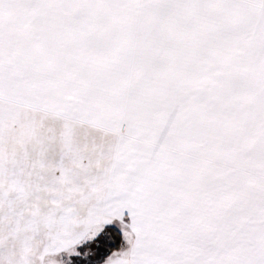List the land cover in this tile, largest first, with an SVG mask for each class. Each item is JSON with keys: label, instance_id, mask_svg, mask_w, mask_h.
Here are the masks:
<instances>
[{"label": "snow or ice", "instance_id": "obj_1", "mask_svg": "<svg viewBox=\"0 0 264 264\" xmlns=\"http://www.w3.org/2000/svg\"><path fill=\"white\" fill-rule=\"evenodd\" d=\"M0 264H264V0H0Z\"/></svg>", "mask_w": 264, "mask_h": 264}]
</instances>
